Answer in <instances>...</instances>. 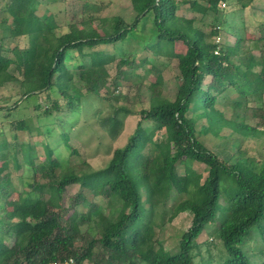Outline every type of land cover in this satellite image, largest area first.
Returning <instances> with one entry per match:
<instances>
[{
	"label": "trees",
	"instance_id": "obj_1",
	"mask_svg": "<svg viewBox=\"0 0 264 264\" xmlns=\"http://www.w3.org/2000/svg\"><path fill=\"white\" fill-rule=\"evenodd\" d=\"M110 1L120 12L118 3L125 2L136 15L129 21L111 10L96 24L82 12L76 20L80 26L57 32L55 18L46 14L41 0H7L0 21V87L19 84L22 96L15 108L37 97L39 129L56 131L40 119L57 123L60 142L68 147L91 95L101 89L112 93L119 79L130 78L139 67L162 81L157 62L172 60L181 43L186 51L178 59L175 98L151 96L149 108L136 112L139 119L127 142L99 169L62 168L49 144V163L37 162L36 143L29 137L33 128L25 119L11 121L9 135L0 129V264H52L71 257L79 264H264V107L254 108L256 125L227 120L217 107L229 88L244 97L264 94V66L253 69L255 57L244 31L236 27V18L224 20L228 28L223 22L215 24L210 33L196 25L221 12L223 0H207L206 5L198 0ZM256 1L235 2L242 10L264 11ZM183 4L195 13L192 21L178 12ZM223 33L234 41L216 42ZM20 38L26 39L25 45ZM5 39L14 43L6 46ZM259 40L264 42V35ZM126 43L134 47L119 51ZM42 95L44 101L39 100ZM234 103L244 106L239 100ZM11 109L0 107L6 117ZM123 109L132 113L121 108L102 122L113 136L119 133ZM225 125L244 136L234 161L222 159L200 138L202 132L217 133ZM19 130L30 135L20 137ZM253 138L260 158L244 148ZM11 164L23 172L15 177ZM72 185L79 189L68 194ZM97 188L101 198L112 200L108 214L86 195V189ZM84 204L87 210L79 212ZM183 212L192 221L177 251L159 246L160 230ZM99 215L106 216L104 226ZM211 231L222 247L218 254L210 249L218 244L200 240ZM205 242L207 256L201 255Z\"/></svg>",
	"mask_w": 264,
	"mask_h": 264
},
{
	"label": "rangeland",
	"instance_id": "obj_2",
	"mask_svg": "<svg viewBox=\"0 0 264 264\" xmlns=\"http://www.w3.org/2000/svg\"><path fill=\"white\" fill-rule=\"evenodd\" d=\"M7 0H0V21L4 17L2 8L5 6ZM43 3V9L47 7L46 14L53 15L57 27V32H66L69 30L71 24H78L82 19V12L88 18L89 15L94 17V22L97 24L99 18L110 15L111 10L120 12V9L115 8L114 3L110 0H106V3H102L101 0H41ZM201 4L206 5L207 0H198ZM236 0H223L219 4L221 6V12L211 13L213 15H207L204 21L196 23L198 27L203 28L205 32L210 33L212 27L227 19L229 22L233 18H236L235 25L237 28H241L244 31V36L247 41V45L252 51L255 61L252 63L254 70L258 71L264 66V42L259 38L264 35V26L261 24L264 22V11L253 10L248 7L246 10L241 9L240 4L235 2ZM125 2H119L122 10L120 13L125 14L130 21L136 15V12L132 7ZM225 3V6L222 4ZM256 5H264V0H257ZM119 8V7H118ZM178 12L186 16L192 21L195 13L190 8L189 4H183L179 7ZM77 20V21H76ZM76 22V23H75ZM225 25V23H224ZM243 25L245 28H243ZM228 28V24L225 25ZM224 26V27H225ZM225 27V28H226ZM228 31V30H226ZM224 32V31H223ZM227 35H218L214 40L216 42H233L234 39ZM2 35L6 38L9 37V32L2 31ZM14 40V39H13ZM21 45H25L26 39H18ZM17 41V39H15ZM14 43L12 40L5 39V45ZM134 47V43H126L120 49L131 50ZM101 48H106L110 52H119L115 50L113 45H102ZM176 56L172 60L162 58L157 62L162 75V81L157 82V74L155 72L145 73L144 69L139 67L132 70L130 78L119 79V87L114 90L112 87V93L107 92L105 89H101L99 95H91L84 103V111L80 116L79 122L73 128V134L76 136L70 141V147L66 146L63 142H60L59 128L57 123L51 124L50 121L40 119L42 125L44 123L50 124L54 130L52 134H49L45 127L39 129V122L37 115L34 111V105L36 104L37 97L32 96L27 102L21 103L20 106L15 108L14 103L21 98V91L17 82L6 83L3 87H0V107H13L10 110V116H5L6 110H0V129L10 134V122L15 119H25L29 126H32L33 131L31 135L23 130L18 131L20 137L30 135V141L36 143V156L37 162L49 163L50 158L46 154V146L49 144L53 150V157L60 158L62 162V168L68 169H99L104 167L111 157L113 150L118 146H123L128 137L134 131L139 119V114H136L140 109L149 108L151 103V96H161L167 99H174L175 94L180 83L178 59L183 56L186 51V47L177 43L175 46ZM113 82V79H109V84ZM150 84H154L153 87ZM116 95V96H115ZM40 101H44V96H40ZM235 100H239L244 104L243 107L235 106ZM264 107V94L258 96L256 94H249L244 97L229 88L225 95H222L218 102L217 107L225 113L227 120H243L245 119L250 125H256L259 122L258 115L254 114V108L258 106ZM126 108L132 111V113L126 114L125 109L119 113V117L122 120V124L119 133L113 136L109 133L102 122L105 118L116 113L117 110ZM67 117V116H65ZM41 125V126H42ZM156 136V131H153ZM55 136L57 138H55ZM0 135V139H2ZM28 138V137H27ZM201 140L212 151L217 153L224 160H235V154L237 149L242 145L244 136L238 134L231 126H221V129L217 133L208 131L200 134ZM57 140V141H56ZM59 142V144L57 143ZM257 141L255 138L250 141L247 140L244 148L248 149L250 155H254L260 158L257 154ZM72 149L77 151V154H72ZM90 167V169H88ZM12 172L16 175L22 173V170H17L11 164ZM203 172L205 171L204 165H198L197 167ZM17 186L19 187L18 179L15 178ZM79 185H72L68 188V194L77 192ZM86 195L91 201H97L104 206V213L108 214L111 208L112 200L105 201L100 196V189L97 188L95 192L90 189H86ZM87 205H81L78 207L79 212H85ZM101 218L102 226L106 223V216L99 215ZM192 221V215L189 212L180 213L173 221L166 223V225L159 232V246L170 250L172 252L177 251L178 242L181 234L187 230ZM211 232H205L201 236V241L211 239L213 243L218 244L217 247L211 246V252L218 254L219 249L222 248L220 242L212 236ZM207 244H202L201 252L203 256H207ZM199 260V257L198 259Z\"/></svg>",
	"mask_w": 264,
	"mask_h": 264
},
{
	"label": "built area",
	"instance_id": "obj_3",
	"mask_svg": "<svg viewBox=\"0 0 264 264\" xmlns=\"http://www.w3.org/2000/svg\"><path fill=\"white\" fill-rule=\"evenodd\" d=\"M222 5L225 6V3H223ZM52 264H79V263L75 258L71 257L65 260H57Z\"/></svg>",
	"mask_w": 264,
	"mask_h": 264
}]
</instances>
